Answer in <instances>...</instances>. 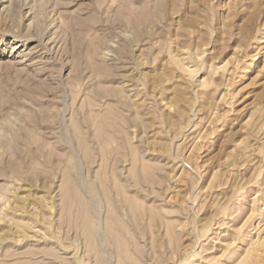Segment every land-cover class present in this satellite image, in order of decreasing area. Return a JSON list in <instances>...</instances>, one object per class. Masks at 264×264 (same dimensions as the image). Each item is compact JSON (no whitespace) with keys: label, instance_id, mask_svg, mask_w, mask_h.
I'll use <instances>...</instances> for the list:
<instances>
[{"label":"rangeland","instance_id":"1","mask_svg":"<svg viewBox=\"0 0 264 264\" xmlns=\"http://www.w3.org/2000/svg\"><path fill=\"white\" fill-rule=\"evenodd\" d=\"M0 264H264V0H0Z\"/></svg>","mask_w":264,"mask_h":264}]
</instances>
